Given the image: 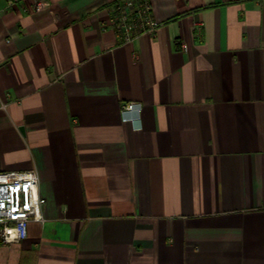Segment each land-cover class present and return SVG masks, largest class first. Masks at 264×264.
Here are the masks:
<instances>
[{"label":"crops","instance_id":"0c3cea01","mask_svg":"<svg viewBox=\"0 0 264 264\" xmlns=\"http://www.w3.org/2000/svg\"><path fill=\"white\" fill-rule=\"evenodd\" d=\"M148 1L123 42L114 0H0V170L45 198L0 264H264V0Z\"/></svg>","mask_w":264,"mask_h":264},{"label":"built area","instance_id":"2783aa9c","mask_svg":"<svg viewBox=\"0 0 264 264\" xmlns=\"http://www.w3.org/2000/svg\"><path fill=\"white\" fill-rule=\"evenodd\" d=\"M20 0H5L10 7ZM44 4L35 1L32 8L40 10ZM109 24L119 39L131 41L135 35L151 32L157 21L151 15L148 0H114ZM182 50L187 49L183 42ZM141 103L126 102L120 112L130 114L126 120L136 121L139 118ZM45 198L38 192V175L33 168L24 170H0V240L4 243L18 241L26 237L30 221H41L42 206Z\"/></svg>","mask_w":264,"mask_h":264}]
</instances>
